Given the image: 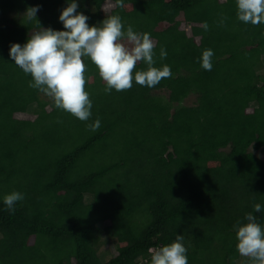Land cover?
I'll list each match as a JSON object with an SVG mask.
<instances>
[{
  "label": "trees",
  "instance_id": "16d2710c",
  "mask_svg": "<svg viewBox=\"0 0 264 264\" xmlns=\"http://www.w3.org/2000/svg\"><path fill=\"white\" fill-rule=\"evenodd\" d=\"M78 4L89 25L119 15L150 33L155 66L172 76L106 94L86 60L93 108L80 121L43 100L8 55L40 27L63 30L66 0H0V264H150V250L177 234L188 264H248L233 225L264 206V24L240 22L236 0ZM37 5L38 22L26 23ZM14 190L25 199L12 214L2 198ZM253 214L264 224V211Z\"/></svg>",
  "mask_w": 264,
  "mask_h": 264
},
{
  "label": "clouds",
  "instance_id": "9594fccd",
  "mask_svg": "<svg viewBox=\"0 0 264 264\" xmlns=\"http://www.w3.org/2000/svg\"><path fill=\"white\" fill-rule=\"evenodd\" d=\"M66 4L58 17L63 30L40 27L23 45L10 44L8 53L14 65L31 77L29 87L51 98L57 109L83 122L92 117L93 103L85 88L86 60L95 65L99 77L105 82L106 94L113 90H129L133 83L153 88L162 79L172 76L169 65L155 66V45L150 33L137 32L131 25L125 29L119 15L109 16L99 27L89 25V17L77 11L78 0H66ZM236 6L240 22L264 24V0H236ZM38 11V5L29 7L25 12V22L37 21ZM203 26L207 31V22ZM159 56L161 60L166 59L164 47L160 48ZM213 56L211 48L202 52L198 63L203 70H212ZM138 62H143L146 69L135 70ZM86 128L93 133L98 131L101 120L97 118L86 123ZM24 199V193L14 190L3 196L2 203L6 211L14 214L17 202ZM262 211L264 206L257 203L253 212L233 225L236 250L247 258L248 264H264V224L253 214ZM150 252V264H188V248L182 234Z\"/></svg>",
  "mask_w": 264,
  "mask_h": 264
},
{
  "label": "rangeland",
  "instance_id": "374dc122",
  "mask_svg": "<svg viewBox=\"0 0 264 264\" xmlns=\"http://www.w3.org/2000/svg\"><path fill=\"white\" fill-rule=\"evenodd\" d=\"M111 7H112V3L111 2H105V4L103 5L102 10L104 11V13L107 14L109 12V10L111 9ZM163 95L166 96V93L163 94ZM50 99L51 98H49V97L43 98V100H50ZM194 101H195V97L194 96H191L190 98L187 99V101L185 102V104L190 105V104H193ZM20 117L22 118L23 116H20ZM24 118H27V116H24ZM259 157H261L262 159H264V151L259 153Z\"/></svg>",
  "mask_w": 264,
  "mask_h": 264
}]
</instances>
